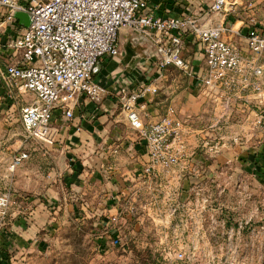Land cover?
<instances>
[{"label":"rangeland","instance_id":"374dc122","mask_svg":"<svg viewBox=\"0 0 264 264\" xmlns=\"http://www.w3.org/2000/svg\"><path fill=\"white\" fill-rule=\"evenodd\" d=\"M235 7L226 14L233 20L253 16L264 24V0ZM171 73L174 82L186 81L180 70ZM29 97L0 99V197L8 198L0 205V264H264V175L245 171L234 152L264 136L242 125L238 110L233 123H240L225 134L239 133L242 143L222 146L219 129L203 117L198 132L184 134L194 152L159 175L144 174L148 147L128 126L134 139L126 144L140 155L133 175L80 185L64 180L62 149L25 132ZM119 140L112 150L128 148Z\"/></svg>","mask_w":264,"mask_h":264},{"label":"built area","instance_id":"2783aa9c","mask_svg":"<svg viewBox=\"0 0 264 264\" xmlns=\"http://www.w3.org/2000/svg\"><path fill=\"white\" fill-rule=\"evenodd\" d=\"M236 3L211 0L202 13L163 16L153 13L148 0H0V78L12 97L15 88L33 94L21 111L27 135L52 141L57 110L71 118L82 100L100 103L109 93L96 76L118 50L120 27L133 26L157 45L161 57L151 78L120 105L148 147L144 172L159 175L185 162L190 150L184 134L198 132L172 104L158 119L149 117L147 93L159 92L169 67L200 80L199 94L213 111L209 126L219 129L222 146L244 141L237 132L225 134L240 108L249 109L242 125L264 136V24L253 16L230 20L226 14ZM18 11L27 13V25H19ZM190 38L203 55L199 69L187 54ZM26 156L15 155L11 169ZM7 202L6 195L0 197L1 206ZM186 253L183 247L177 251L180 258Z\"/></svg>","mask_w":264,"mask_h":264},{"label":"crops","instance_id":"0c3cea01","mask_svg":"<svg viewBox=\"0 0 264 264\" xmlns=\"http://www.w3.org/2000/svg\"><path fill=\"white\" fill-rule=\"evenodd\" d=\"M148 1L153 13L163 16L183 15L191 11L202 13L211 3V0ZM16 17L20 26L27 25V13L18 11ZM227 17L232 21L237 20H233L229 15ZM128 32V28L121 30V41L125 54L119 59L108 57L102 62L100 71L103 70L108 82H111L120 71L128 74L139 73L137 68L139 60L147 56L142 45L129 41ZM1 39L5 41L6 33L1 34ZM187 54L193 59L194 67L199 69L203 62V55L199 43L191 40V38L187 47ZM140 56L143 57L139 59ZM2 64L3 60L0 56V65ZM154 67L146 74L143 81L151 78ZM173 69L178 68L169 67L165 70L158 93H147L149 117L158 119L165 113L167 106L172 104L176 107L180 116L186 118L188 123H190V127L194 129L199 125L201 118H212V108L199 94L198 86L200 85V80L190 77L178 69L185 75L186 81L183 79V81L174 82L175 78L170 77ZM7 94L12 98L0 78V99H4ZM19 94L17 88H15L14 98L17 95L19 96ZM29 96V100H31L33 94L29 93ZM0 104H3L1 100ZM248 111L249 109L243 111L241 108L238 110V116L243 117V119H239L240 122L245 121ZM250 116L252 117V115ZM234 117L233 115L232 121ZM54 122L57 125V131L52 141H41L51 144L50 147L62 149L64 152L66 161L61 171L65 175L64 180L80 185L83 183L96 184L99 181L109 184V182H115L114 180L117 179L121 182V175H124L125 179L133 175L131 173L136 169V165L139 164L140 155L135 154V151L131 150L132 145L128 146L126 144V141L132 142L127 139L128 136L131 139H134V137L128 133L127 127L130 126V123L125 112L122 111L121 105L118 103V97L115 94L111 96L107 94L100 103L90 99L82 100L76 106L74 115L71 118L64 117L61 111L57 110ZM240 122L234 124H239ZM243 125H247V123ZM256 135L260 134L257 133ZM118 139L121 140H119V145H125L128 148L114 152L112 147L117 143ZM251 142L249 146L243 145L241 149L234 152H236L241 167L245 171L252 172L255 175H264V137L256 136ZM189 152L191 155L194 151L190 150ZM142 156L146 158L142 167L144 172L145 164L149 160L148 151L145 154L143 153ZM144 174L147 175L145 172ZM105 175H113V180L104 181Z\"/></svg>","mask_w":264,"mask_h":264},{"label":"water","instance_id":"95a60500","mask_svg":"<svg viewBox=\"0 0 264 264\" xmlns=\"http://www.w3.org/2000/svg\"><path fill=\"white\" fill-rule=\"evenodd\" d=\"M123 28L129 29V41L133 43L140 44L144 47V52L147 54L145 58L140 56L138 63L137 74H128L122 71L118 75L114 76L111 82L106 81L103 70L99 71L96 76L97 81L109 90L108 95L111 96L115 94L118 97L119 105L130 92L134 91L139 83H141L146 76V74L151 70V68L156 64L157 60L161 57V52L157 45L145 34L138 31L136 28L130 25H123L119 29V44L117 52L111 57V59H119L125 54V49L121 41V30Z\"/></svg>","mask_w":264,"mask_h":264},{"label":"trees","instance_id":"16d2710c","mask_svg":"<svg viewBox=\"0 0 264 264\" xmlns=\"http://www.w3.org/2000/svg\"><path fill=\"white\" fill-rule=\"evenodd\" d=\"M114 232V231H113Z\"/></svg>","mask_w":264,"mask_h":264}]
</instances>
